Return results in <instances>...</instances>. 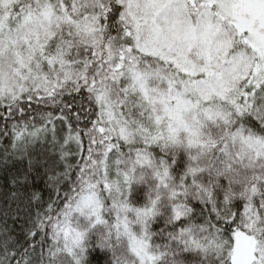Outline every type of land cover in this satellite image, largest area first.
<instances>
[{
  "label": "snow or ice",
  "instance_id": "1",
  "mask_svg": "<svg viewBox=\"0 0 264 264\" xmlns=\"http://www.w3.org/2000/svg\"><path fill=\"white\" fill-rule=\"evenodd\" d=\"M0 170V264H264V0H0Z\"/></svg>",
  "mask_w": 264,
  "mask_h": 264
},
{
  "label": "trees",
  "instance_id": "2",
  "mask_svg": "<svg viewBox=\"0 0 264 264\" xmlns=\"http://www.w3.org/2000/svg\"><path fill=\"white\" fill-rule=\"evenodd\" d=\"M8 167H9V169H11L12 172H15L17 169H23L24 167H26V162L21 163V162L17 161V162H15L14 165L10 164V165H8ZM8 178L9 177L5 174V172L0 170V185H3L4 181ZM35 185H36V187L31 189V191L42 190L44 188L43 181H41L39 179L35 180ZM2 190L3 189H0V191H2Z\"/></svg>",
  "mask_w": 264,
  "mask_h": 264
}]
</instances>
